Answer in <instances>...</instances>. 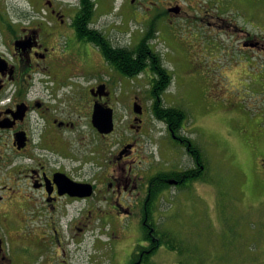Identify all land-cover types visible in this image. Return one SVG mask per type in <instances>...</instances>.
Segmentation results:
<instances>
[{
	"label": "flooded vegetation",
	"instance_id": "flooded-vegetation-1",
	"mask_svg": "<svg viewBox=\"0 0 264 264\" xmlns=\"http://www.w3.org/2000/svg\"><path fill=\"white\" fill-rule=\"evenodd\" d=\"M85 5L0 0V264H72L68 244L82 239L97 219L109 227L112 242L119 220L135 221L138 244L145 245L141 210L152 194L150 180L160 172L142 161L140 85L123 95L116 91L119 72L101 48H130L146 36L178 39L187 29L208 40L214 35L218 48H226L220 35L232 36L250 67L258 55L264 63V38L258 37L264 0H121L138 29L124 46L114 41L112 21L98 12L96 0ZM141 74L120 75L138 80ZM133 90V132L124 138L118 130L125 129L123 97ZM95 110H112L111 132L94 126ZM117 131L123 141L114 155ZM261 169L264 174V161ZM67 184L78 189L69 191ZM137 245L126 264L139 254Z\"/></svg>",
	"mask_w": 264,
	"mask_h": 264
},
{
	"label": "rangeland",
	"instance_id": "rangeland-1",
	"mask_svg": "<svg viewBox=\"0 0 264 264\" xmlns=\"http://www.w3.org/2000/svg\"><path fill=\"white\" fill-rule=\"evenodd\" d=\"M96 4L99 13L110 17L116 43L124 46L135 40L137 26L121 0H96ZM258 19L264 26V17ZM201 35L186 29L178 39L163 35L150 41L171 75L162 100L186 112L181 133L200 148L208 164L203 180L161 194L157 203L161 228L177 237L185 252L161 246L153 260L156 264H264V63L258 55L257 66L250 67L235 50L232 36L220 35L226 48H218L214 35L209 40ZM258 37L264 38V33L259 31ZM186 56L191 61H185ZM116 74L115 88L122 95L140 85L145 126L139 146L144 165L152 172L192 166L184 148L150 113V72L146 69L138 80ZM134 91L123 97L121 126L125 129L118 130L124 138L132 137L128 120ZM121 141L117 131L114 155ZM68 223L63 222L64 231ZM118 224L112 242L109 227L94 220L82 239L68 244L72 264H126L140 241V231L135 221L122 219Z\"/></svg>",
	"mask_w": 264,
	"mask_h": 264
},
{
	"label": "trees",
	"instance_id": "trees-1",
	"mask_svg": "<svg viewBox=\"0 0 264 264\" xmlns=\"http://www.w3.org/2000/svg\"><path fill=\"white\" fill-rule=\"evenodd\" d=\"M87 2L89 0H82L84 6ZM151 39L153 36H146L138 45L130 48L113 47L110 53L106 48H101V53L121 75L132 77L143 73L146 69L150 72L153 77L149 88L150 113L164 124L169 138L184 148L194 164L179 171H161L157 177L150 180L152 194L141 210V241L145 245H137L135 251H139V254L134 252L129 264L137 261H140L139 264H155L151 258L161 246L169 251L185 252V248L180 244L181 241L177 240L170 231L161 228L156 203L162 193L172 188L184 190L188 183L203 180L208 169L207 161L200 148L181 133L187 119L186 112L180 108L166 106L162 100V94L170 85L171 75L164 67L160 54L150 46ZM149 226L152 229H149ZM154 237L158 240L154 241Z\"/></svg>",
	"mask_w": 264,
	"mask_h": 264
},
{
	"label": "water",
	"instance_id": "water-1",
	"mask_svg": "<svg viewBox=\"0 0 264 264\" xmlns=\"http://www.w3.org/2000/svg\"><path fill=\"white\" fill-rule=\"evenodd\" d=\"M134 112L136 114L140 113V111L136 108H134ZM93 124L101 133L111 132L113 129L112 110H109L107 113H101L100 111L95 110L93 114ZM77 189L78 187L72 184H67V190L74 191L75 193Z\"/></svg>",
	"mask_w": 264,
	"mask_h": 264
}]
</instances>
